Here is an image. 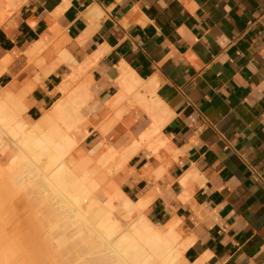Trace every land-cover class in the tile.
<instances>
[{"label": "crops", "instance_id": "crops-1", "mask_svg": "<svg viewBox=\"0 0 264 264\" xmlns=\"http://www.w3.org/2000/svg\"><path fill=\"white\" fill-rule=\"evenodd\" d=\"M125 75L152 111L114 102ZM62 82L90 93L77 143L94 154L154 131L119 186L178 223L181 264H264V0H0V93L32 122Z\"/></svg>", "mask_w": 264, "mask_h": 264}, {"label": "bare ground", "instance_id": "bare-ground-1", "mask_svg": "<svg viewBox=\"0 0 264 264\" xmlns=\"http://www.w3.org/2000/svg\"><path fill=\"white\" fill-rule=\"evenodd\" d=\"M36 46L37 43L32 50H37ZM125 76L126 77L119 81L123 89H121L122 91L116 96V101L112 99L114 102H117L126 93H131L132 91L135 93L137 85L141 86V83H143L142 79L135 75ZM143 86L144 85L141 87ZM79 87V90L73 94L74 96L69 95L70 97L67 100L60 103L61 107H56L55 110L53 109L54 114L51 112L52 116L55 118L57 117L60 122L62 121L66 124V127H72V129L77 127L76 122L80 119L79 105H82V103L85 104L84 102H86L88 94H90L87 93V91H84L85 86ZM135 96L138 98L139 102L144 105L147 111H152L155 108L156 99L154 101L153 99H147L145 94L140 93L139 91H136ZM4 97L2 98L4 101L0 100V136L3 135L1 136L3 138L5 135L7 139H2V142H0V149L5 151L3 148L7 147L8 143H10L12 150H10L8 154V165L3 170V178L6 180L2 182L4 183L2 190L5 189L8 192L13 190L16 197L20 192V195L25 197L24 201L26 200V202L27 200L29 202H32V199L35 200L37 204L36 211L40 212V214L33 212L35 208L29 207L33 209L30 212V210L25 208L26 206H22L26 211L28 210L27 212L25 211L26 214L22 213L25 216L20 215L24 220L22 223L24 224V229L21 230L22 234H24H21L22 244H20L22 247L21 250L24 249L23 251L19 249L13 250L12 248L11 251L10 247H8L10 244L8 242L10 240L8 239L10 238L7 239L5 234L2 235L4 231L0 232V264H52L54 263L55 258L50 257L53 261L50 262L49 256L53 255V253L49 254L50 250L53 251L50 244L53 242V244L57 245L59 242L57 249H62L64 247V252H66L65 246L72 242V239L69 241L70 238H67L69 236H76V239H73V241L78 239L76 243L84 241L83 243L86 245V249L84 248L83 253H80L82 250L78 251L80 254L77 252L75 257L77 260L73 259V256L75 255L70 256L72 257L73 264H77L78 261V264H179L178 260L181 255V249L187 245L184 242H179L180 236L176 231L175 226L178 224L176 221L172 224L167 222L166 224L159 225L160 227L152 224L143 215L139 203L131 202L127 199H121V197L125 199L121 189L118 190L112 187L113 189L100 192L98 193V196L96 195L95 197L91 194L84 181L81 179H75L72 169L70 168V164L74 161L76 162V159L80 156V150L76 154H71L70 150L78 142L79 137L77 135L80 132L78 133L74 131L76 134L73 136H75L76 139H73L75 137L66 136V134L62 135L59 128L61 130V128L65 126L62 124L61 126L60 122L57 121L59 125L54 124L51 127L49 134H46L47 136L42 135L44 137H41V135H39V138L36 134L38 139L35 135L33 139V136L28 134V131L25 133L23 129L24 127L15 121L17 120L15 115L17 116V114H19L18 105L22 106V103H19V101H16L15 103L11 98H8L9 101H7L8 99H5ZM5 102H8L9 105ZM16 104H18L17 107ZM14 107H16V109ZM148 115H151V113ZM78 129L75 130L79 131ZM146 130L147 131L139 135L138 140H132L131 145L124 148L123 156L125 159L128 160L132 153H134V151L136 152L137 147L143 142L148 143L150 146L154 145L152 142V137H154L153 135L155 134L154 131L147 128ZM59 134L64 137L63 140H61L62 137L58 138L62 141L60 143L57 142L56 139L57 136H60ZM31 137L32 141L30 140ZM157 142L161 143L162 141L157 140ZM26 147L27 150H25ZM69 150L70 154H68ZM4 153H6V151ZM43 156L45 158H42ZM102 162L105 163L104 161ZM10 164H13V167L15 166L14 169L9 166ZM90 194L93 195L94 198L91 197L90 199ZM41 199L48 202V204L46 203V206L49 208L47 212L49 211L48 216L50 217L48 221L46 219V222H43V224H40L41 219L39 217L43 214L39 211L40 208H42L39 207L40 204H43ZM85 199L88 201L84 206L82 205V202H85ZM39 200L42 203H40ZM19 203H17V205ZM21 209L15 211L20 212ZM44 209L42 208L43 212ZM67 211H73L74 213L71 214L70 212V214L67 215ZM132 211H138L139 213L133 218L132 215H130V212ZM20 213H17V215ZM135 214H137V212ZM43 218L45 219L44 215ZM70 225H74L73 230L66 228ZM61 227L65 229V232L60 230ZM0 230L2 229L0 228ZM54 234L55 236L53 237ZM57 235L59 236L56 237ZM48 236L53 237V239L55 238L54 241H52V238L51 240L48 238L49 242H51L49 244L50 247L47 246L50 249L49 253H47L48 251L44 248L45 244L40 246ZM11 238L14 237L12 236ZM92 239L94 241H91ZM46 245H48V242ZM16 246H14V248H16ZM41 247L44 248L45 253ZM53 248L55 249L56 247L54 246ZM60 251L63 250H59L57 253L60 254ZM46 253L49 254V256L46 255ZM57 253H55L56 256ZM61 254L60 256L62 257ZM67 254H69V251ZM67 254L63 255L67 256ZM61 257L56 260H61ZM67 257H69V255ZM64 261L67 262L68 259L67 261ZM57 262L59 263V261ZM62 262L63 261H61V264H63ZM70 262L67 264H72Z\"/></svg>", "mask_w": 264, "mask_h": 264}, {"label": "rangeland", "instance_id": "rangeland-1", "mask_svg": "<svg viewBox=\"0 0 264 264\" xmlns=\"http://www.w3.org/2000/svg\"><path fill=\"white\" fill-rule=\"evenodd\" d=\"M39 48V47H38ZM47 71L48 70H50V68H47L46 69ZM142 85H143V83H141ZM141 85V86H142ZM64 86V87H63ZM141 86H139V85H137V87H136V90H135V93H136V91H138L139 90V88H141ZM74 87H75V84H74V86H72V88H69L68 89V83L67 82H62V84L60 85V89L63 91V90H65V92H64V96L62 97H59L55 102H54V104H53V106L49 109V110H47L46 112H44L43 113V115L39 118V119H37V120H35V121H32V122H28V121H26L23 117H22V113L25 111V108H26V106L24 105V103L22 102V100H21V95H13V93L10 91V92H8V91H3V92H1L0 93V100H3L4 101V99H2L4 96H6V97H4L5 99H8V98H11L15 103H16V101H19V103H22L21 105L22 106H20V105H18V104H16V107H17V105H18V110H19V114H17V116L15 115V118L17 117V120H15L16 122H18V124L20 123L24 128V132L26 133V131H28L27 133L28 134H30V135H32L33 136V139H34V137L36 136V134H37V136H39V135H41V137H44V136H42V135H48L49 134V132H50V129H51V127L54 125V124H58L59 125V123L58 122H60L59 121V119L56 117H54V116H52V114H51V112H53V114H54V110L56 109V107L58 108V107H61L60 106V103L63 101V100H65L69 95H71V93H74L72 90L74 89ZM138 88V89H137ZM67 89V90H66ZM133 93H134V91H132ZM131 92V93H132ZM6 94V95H5ZM74 96V95H73ZM16 99V100H15ZM7 101H9V99L7 100ZM11 102V101H10ZM5 103H7L8 105H9V103L8 102H5ZM13 103V102H12ZM14 103V104H15ZM11 104V103H10ZM59 104V105H58ZM12 105V104H11ZM10 105V106H11ZM83 103H82V105H79L80 107V119H79V121L78 122H76V126L79 128H77V127H75V128H73L72 129V127H66V124L65 123H63L62 121L60 122V125L62 124L63 126H65V127H63V128H61V130H60V128H59V131H60V133H62V135H65L66 134V136H71V137H75V136H73L74 134H76V133H74V131L75 132H78L79 133V131H77V130H75V129H78V130H80L81 129V127H82V123H83V114H82V112H83ZM16 107H14L15 109H16ZM13 108V107H12ZM22 109H24V110H22ZM54 109V110H53ZM21 110V111H20ZM16 114V113H15ZM58 119V120H57ZM58 121V122H57ZM82 121V122H81ZM19 124V125H20ZM78 124V125H77ZM57 125V126H58ZM61 125V126H62ZM56 127V126H55ZM58 128H56V129H58ZM30 130H31V132H30ZM33 131V132H32ZM57 132V131H56ZM32 133V134H31ZM59 133V132H58ZM35 135V136H34ZM46 135V136H47ZM60 136L58 137H56V139H57V142H62V141H60V139H58V138H60V137H62V135L61 134H59ZM1 136H3V135H1ZM0 136V137H1ZM36 136V138L38 139V137ZM4 138L5 139H7L6 138V136L4 135V137L2 138H0V142H2V139L4 140ZM36 138H35V140H36ZM39 138H40V136H39ZM55 138V137H54ZM64 139V137H62L61 138V140H63ZM73 139H76V137L75 138H73ZM30 140L32 141V137L30 138ZM59 140V141H58ZM31 141H30V144H31ZM34 142V141H33ZM54 142H55V140H54ZM56 143V142H55ZM146 143V142H145ZM148 144V143H147ZM9 146H10V143H8V145H7V147H5V148H3V149H5V151H6V153H4L5 151L4 150H2V149H0V228L2 229V230H0V232H3V234L2 235H4L5 234V236H6V238L8 239V238H10V239H8V240H10V241H8L10 244V246L8 245V247H10V250L12 251V249L14 250V249H19V250H21L22 249V247H21V245L20 244H22V240H21V237H22V235L24 234H22V232H21V230H23L24 229V224H22L23 223V217L22 216H25V215H23V214H26V212L28 211V210H30V212L33 210V209H31V208H29V207H32V208H35L34 210H33V212H36V214H40V212H38V211H36L37 210V204H36V202H35V200H31L32 202H29L28 200H27V202H26V200L24 201V199H25V197H23L22 195H20V192H19V194L17 195V197L20 199H18L16 196H15V194H14V192H13V190H10L9 192L11 193H9L8 191H6L5 189H3L2 190V188L4 187V183H2V182H4V180H6L5 178H3V174H4V169L7 167V165H8V154H9V152H10V150H12V147L10 146V148H9ZM29 147H31V146H29ZM140 147V146H139ZM139 147H137V149L139 148ZM7 148V149H6ZM9 148V149H8ZM112 148V149H111ZM30 149V148H29ZM106 149H107V147H106ZM136 149V150H137ZM25 150H27V147H26V149ZM31 150V149H30ZM71 150V154L72 153H74V154H76L77 152H79V150H80V152H79V154H80V156L76 159V162L74 161L72 164H70V168L72 169V172H73V174H74V176H75V179H81L82 181H84L85 182V184H86V186H87V188L90 190V192H91V194H93L95 197H96V195L98 196V193H100V192H105V191H107V190H109V189H113L112 187H114L115 189H118V190H120L121 188H120V186H119V181H120V179H119V177H118V172L123 168V167H125V165H126V163H127V159H125L124 158V156H123V150H124V148L123 149H121V150H119L118 148H117V146H110V147H108V149H107V151L106 152H104V154H102V155H100V156H98V155H96V154H94V152H92L90 149H86L85 147H83V146H80L79 145V143H76V145H74L73 147H72V149H70ZM70 150L68 151L69 153L68 154H70ZM113 150H114V152H113ZM45 151H47V150H45ZM30 152V151H29ZM29 152H28V154H29ZM48 152V151H47ZM67 154V155H68ZM107 155V156H106ZM29 156H31V155H29ZM42 156V155H41ZM44 156L46 157V155L44 154ZM42 157V158H45V157ZM73 156H75V155H73ZM106 156V157H105ZM71 157H72V155H71ZM98 158V159H97ZM99 158H101V159H99ZM108 159V160H107ZM44 160V159H43ZM102 161H104L105 163H103ZM39 163H40V161H39ZM9 166H11V168L13 167V164L11 165H9ZM17 166V165H16ZM15 167V166H14ZM14 167H13V169H14ZM9 169V168H8ZM114 169V170H113ZM117 176V177H116ZM116 186H117V188H116ZM21 190V189H20ZM23 190V189H22ZM121 191L123 192V196H124V198L125 199H123V197H121V199L122 200H130L126 195H125V192L121 189ZM3 192V193H2ZM22 192V191H21ZM6 193V194H5ZM23 194V193H22ZM90 194V195H91ZM93 195H91L89 198L91 199V197L92 198H94V196ZM41 196H42V194H41ZM9 197V198H8ZM15 197H16V199H15ZM22 197V198H21ZM41 198V197H40ZM11 199V200H10ZM42 199H44V198H42ZM41 199V200H42ZM18 200V201H17ZM22 200V201H21ZM21 201V202H20ZM25 203H24V202ZM38 201V200H37ZM88 200L87 199H85V202L83 201L82 202V205H86V202H87ZM131 201V200H130ZM8 202V203H7ZM20 202V203H19ZM22 202H23V204H22ZM29 202V204L31 205H27V203ZM39 202L40 203H42L43 202V204H40V206L39 207H42L43 209L45 208V206H46V203L48 204V202H45V200H42V202L39 200ZM39 202H38V205H39ZM45 202V203H44ZM131 202H133V201H131ZM7 203V204H6ZM17 203H19L18 205H17ZM32 203V204H31ZM26 204V205H25ZM34 204H36V205H34ZM17 205V206H16ZM33 205V206H32ZM44 205V206H43ZM50 205V204H49ZM22 206L24 207V206H26L25 208L26 209H28L27 211H26V209L25 208H22ZM10 208V209H8V208ZM15 208H17V209H15ZM22 208V209H21ZM42 208H40V210L39 211H41V213H43V214H41L39 217H40V219L42 220V222H41V220H40V224L42 223L43 224V222L45 223L46 222V219H47V221H48V219L50 218L48 215H49V211L47 212V210H49V208L46 206V208L44 209V212L42 211ZM48 208V209H47ZM13 209V210H12ZM18 209H21L20 210V212H16L15 210H17V211H19ZM25 209V210H24ZM2 210V211H1ZM24 210V211H23ZM26 211V212H25ZM8 212H9V215H8ZM25 212V213H24ZM47 212V213H46ZM66 212V211H65ZM64 212V213H65ZM70 212H71V214L72 213H74L73 211H67V215L68 214H70ZM137 212V214H135V213ZM17 213H20V214H18L17 215ZM23 213V214H22ZM45 213V214H44ZM131 214L130 215H132V217L134 218V216H137L138 215V211H132V212H130ZM20 215H22V216H20ZM43 215L45 216V219L43 218ZM48 217H47V216ZM3 217V218H2ZM45 220V221H44ZM172 223H175V222H170L169 224H172ZM3 225H5V226H3ZM158 227H160L159 225H157ZM23 227V228H22ZM73 227H74V225H70V226H68V227H66V228H68L69 230H73ZM176 231L179 233V236H180V230L177 228V224H176ZM4 228V229H3ZM60 230L61 231H63V232H65V229L64 228H60ZM7 234V235H6ZM22 234V235H21ZM14 237V238H11V237ZM55 236V234L53 235V237ZM59 235H57L56 237H58ZM61 236V235H60ZM68 236V235H67ZM53 237H47L46 239H45V241L43 242V243H41L40 244V246L41 245H43V244H45L46 245V243L48 242V245H46V247L47 246H49V244L51 243V242H49V240H48V238L51 240V238L53 239ZM62 237V236H61ZM5 238V239H6ZM18 240H17V239ZM66 238V237H65ZM67 238H70L69 239V241H71V239H72V242H68L69 244H67V246H65L66 248H65V250H66V252H64V247L62 248V246H61V248L62 249H57V247L59 246L58 244H59V242H58V244L56 245V244H53V242L50 244V246H51V249H53V251L52 250H50L48 247L46 248L45 247V245H44V248H45V250H47L46 252L47 253H49V250H50V253L49 254H52L53 253V255H51V256H49V254H47L46 253V255H48L49 256V258L50 257H53V258H55L54 260V263H52V264H61V261H63L62 263L63 264H67V263H69L70 261V263H72L73 264V261H72V257H70V256H73V255H75V256H73L74 258L73 259H75V260H77L75 257H76V255H77V252L78 251H80V250H82V251H80V253L82 252L83 253V251H84V248H85V244L83 243V242H81L80 243V241L78 242V243H76V241L78 240H74L73 241V239H76V236L74 237V236H69V237H67ZM80 238V237H79ZM55 239V238H54ZM54 239L52 240V241H54ZM61 239V238H60ZM58 240V239H57ZM80 240H81V238H80ZM17 241V242H16ZM56 241V240H55ZM91 241H94L93 239L91 240ZM13 242V243H12ZM21 242V243H20ZM46 242V243H45ZM179 242H183V240H181V238H179ZM55 243V242H54ZM12 245V246H11ZM17 245V246H16ZM53 245V246H52ZM14 246H16V248H14ZM49 246V247H50ZM56 247L55 249L53 248V247ZM43 247V246H42ZM41 247V248H42ZM12 248V249H11ZM44 248H42V250L44 251V253H45V250H44ZM9 249V248H8ZM57 249V250H56ZM86 249V248H85ZM24 250V249H23ZM23 250H21V251H23ZM59 250H63V251H60V254L61 253H63L64 255H66L67 253H68V251H69V254H67V256L69 255V257H67V256H64L63 254H61L62 255V257L60 256V254H58L57 252H59ZM182 250H183V248L181 249V255H182ZM52 251V252H51ZM55 253H57V256H56V254ZM79 253V252H78ZM79 253V254H80ZM181 255H180V257H179V260H178V263L179 264H181ZM12 256H14V255H12ZM56 256V257H55ZM61 257V260L60 259H58V260H56L57 258H60ZM65 257V258H64ZM62 258H63V260H62ZM67 259H68V261H67ZM70 259V260H69ZM64 260H66L67 262H65ZM74 260V261H75ZM52 261V258H50V262ZM57 261H59V263L57 262ZM53 262V261H52ZM65 262V263H64ZM79 262V261H78ZM78 262H77V264H78Z\"/></svg>", "mask_w": 264, "mask_h": 264}]
</instances>
